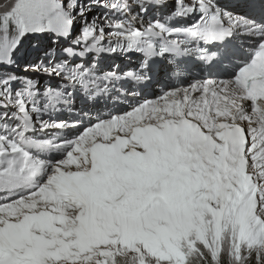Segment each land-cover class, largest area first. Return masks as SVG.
Returning a JSON list of instances; mask_svg holds the SVG:
<instances>
[{
    "label": "snow or ice",
    "instance_id": "snow-or-ice-1",
    "mask_svg": "<svg viewBox=\"0 0 264 264\" xmlns=\"http://www.w3.org/2000/svg\"><path fill=\"white\" fill-rule=\"evenodd\" d=\"M3 5L0 65L77 17L88 39L46 84L0 73V264H264V0Z\"/></svg>",
    "mask_w": 264,
    "mask_h": 264
},
{
    "label": "rangeland",
    "instance_id": "rangeland-1",
    "mask_svg": "<svg viewBox=\"0 0 264 264\" xmlns=\"http://www.w3.org/2000/svg\"><path fill=\"white\" fill-rule=\"evenodd\" d=\"M8 0H0V7H6L7 5H3L7 3ZM12 0H9V3H11ZM88 0H83V3L87 4ZM67 3V0H66ZM79 11V9H77ZM98 9H92L91 11L86 12V18L88 20H92L93 17L96 15ZM83 19L82 17H77V22L74 23L77 32L75 35H78L81 33V29L83 28ZM23 35V34H22ZM47 37H49L48 34H45ZM44 37L43 34L39 35H34V34H29L26 36L23 40H20L19 37H17V40H20L21 43L24 44V48L27 49L28 55H24V51L22 50L20 53L19 59H17L14 63L11 64L12 67H10L5 61L4 64L0 65V73L4 75H9V76H17L19 77L20 80H24L26 76H31L33 79H39L42 84H46L49 82V78L46 76H37V74H28L29 71H26L28 68H33V72L35 73H40L34 69V64L39 63V62H45L47 63L46 57L51 55V56H56L58 52H61L64 50L63 46L58 44L56 46V43H51V41H43L44 39L40 38ZM27 41V42H26ZM15 46V45H14ZM43 46H48L47 52L44 51ZM39 57V60H38ZM61 155H57L55 158H60ZM182 206V202H177L176 207L180 208ZM159 231H167V229H158Z\"/></svg>",
    "mask_w": 264,
    "mask_h": 264
},
{
    "label": "bare ground",
    "instance_id": "bare-ground-1",
    "mask_svg": "<svg viewBox=\"0 0 264 264\" xmlns=\"http://www.w3.org/2000/svg\"><path fill=\"white\" fill-rule=\"evenodd\" d=\"M218 1H221V2H224L225 0H218ZM86 39H88V36H86V37H82V39L81 40H86ZM88 101H83L81 104H85V103H87ZM42 156L44 155V154H42V153H40ZM53 154L54 153H52V154H50V155H52L53 156ZM58 154H60V153H58ZM50 155H48L46 158H48ZM61 155V154H60ZM167 155H168V153H167V151L165 150L164 151V156L165 157H167ZM164 164H165V166H164V168L163 169H160L159 170V172H160V174H168V172H169V168H168V165H167V160H165L164 161ZM148 174L149 175H155V174H157V170L154 168V169H149L148 170Z\"/></svg>",
    "mask_w": 264,
    "mask_h": 264
},
{
    "label": "trees",
    "instance_id": "trees-1",
    "mask_svg": "<svg viewBox=\"0 0 264 264\" xmlns=\"http://www.w3.org/2000/svg\"><path fill=\"white\" fill-rule=\"evenodd\" d=\"M12 3V2H11Z\"/></svg>",
    "mask_w": 264,
    "mask_h": 264
}]
</instances>
